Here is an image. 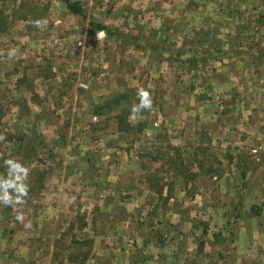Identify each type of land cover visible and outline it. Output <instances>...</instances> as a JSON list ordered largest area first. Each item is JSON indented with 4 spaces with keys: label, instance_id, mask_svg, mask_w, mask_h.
Instances as JSON below:
<instances>
[{
    "label": "rangeland",
    "instance_id": "1",
    "mask_svg": "<svg viewBox=\"0 0 264 264\" xmlns=\"http://www.w3.org/2000/svg\"><path fill=\"white\" fill-rule=\"evenodd\" d=\"M67 1L81 14L64 0H0V160L29 170L25 202L0 203V264H91L94 215L108 219L97 230H228V241L232 230H264V121H256L264 96L256 98L250 74L237 75V43L219 44L220 29L207 20H240L245 67L256 69V49L264 62V0H178L197 26L186 42L178 34L156 41L140 22L148 12L112 9L114 0ZM141 89L152 107L133 115ZM122 95L136 130L118 123ZM172 147L198 180L171 178L167 160L151 156H175ZM203 153L205 169L213 163L217 173L198 170L192 159ZM4 162L0 179L9 175ZM106 171L124 180L123 194L107 204L115 219L101 199L115 190L99 181ZM167 235L156 238L169 251ZM178 237L181 245L184 231Z\"/></svg>",
    "mask_w": 264,
    "mask_h": 264
},
{
    "label": "crops",
    "instance_id": "2",
    "mask_svg": "<svg viewBox=\"0 0 264 264\" xmlns=\"http://www.w3.org/2000/svg\"><path fill=\"white\" fill-rule=\"evenodd\" d=\"M119 1L121 3L114 0V2L110 4V8L119 9L123 7L127 11L142 10L148 12V19H140V22L150 26L152 29L150 35L156 39V41L160 39V36L163 37L165 35L171 39L173 35L177 36L178 34L181 40L186 42L187 39L190 40V35H194L195 27L197 26L193 21L188 19L185 13L189 8L187 5L180 4L178 0H142L141 2L132 0L128 3V0ZM137 2L139 4L138 6H136ZM210 5L213 7L214 4L210 3ZM210 8V6L207 7V9ZM224 9L225 6L222 4L221 6H216L214 11L216 12L217 10V12L221 14ZM208 17L207 14V20L212 24L211 26L220 29L222 41L219 42V44L228 43L232 45V43H237V46H233L235 52L230 54L231 59H234L236 66H238L239 72L237 75L242 79L244 75L250 74V80L253 86H255L253 91H256V98L264 96V62H262L260 58V53L262 51L256 49V69L250 67L246 68L241 45L244 43V35L241 32L242 27H240L239 24L241 21L233 17L232 19L234 20L232 21L234 22L231 20V22H227L223 16H218V14L217 16L214 14V16ZM217 17L226 22L221 25ZM205 20L206 15L201 19L200 23L205 25ZM164 21L169 23H164ZM203 28L206 29L205 26H203ZM212 33V31L208 30L206 32L207 37ZM218 56L221 58L224 57L223 53H220ZM222 67H225V65ZM245 70L246 73L243 74L242 71ZM256 72H258L257 76ZM242 83L243 82H240V85ZM247 101L248 100L245 102L246 106ZM252 101L253 100H250V103ZM256 103H258V101ZM257 105L261 108L257 107L256 121H264L263 116L260 118V114L262 115L264 112V104L258 103ZM229 120L234 122V119ZM251 123L253 124L254 122ZM99 181L108 182L107 184H110L109 186L112 188L115 187V190L111 189V191L105 192L103 196H101V199L103 198L106 200L104 202H107L105 211L109 212V216H114L116 214V208H112V206L110 208L107 204L112 201V198H115L116 193L119 195L123 194L120 193V191H124L122 188L124 180L118 178L113 180L108 174V171H106L100 175ZM99 186L100 183L96 181L94 187L97 188ZM117 187L118 189H116ZM111 193L113 197L110 195ZM135 194L143 195L144 191H137ZM97 195L98 194L94 193V201H99ZM128 197L129 196H126V198ZM164 197L166 196L164 195ZM130 199L131 197L128 198V200ZM257 199L259 200V198ZM122 201V204H124L126 199L122 198ZM128 215L127 212V216ZM261 218L263 220L262 223H264V215H262ZM106 220L108 222L107 216L101 221L100 217H95L94 215V230H87L90 237L94 240L95 246L94 259L92 258V260H90L91 264H264V230H232L231 232H234V234L230 235L232 239H229V241L228 238H224V233L228 230H225V232L224 230H172L169 235H167L168 232L164 230H97ZM179 231H184L185 233V241H183L181 245L178 237ZM176 232L178 233L174 236ZM158 235H163L164 237L167 235L170 238L173 237L172 248H169V251H167L166 247H162L159 244L160 238H156ZM156 239H158V241ZM154 251H158V254H154Z\"/></svg>",
    "mask_w": 264,
    "mask_h": 264
},
{
    "label": "trees",
    "instance_id": "3",
    "mask_svg": "<svg viewBox=\"0 0 264 264\" xmlns=\"http://www.w3.org/2000/svg\"><path fill=\"white\" fill-rule=\"evenodd\" d=\"M64 1L68 5V9L70 11H72L75 14H81L79 10H77L74 6L70 5L69 1H67V0H64ZM98 29L105 30L106 28L99 27ZM107 31H108V29H107ZM121 98L124 101V105L122 106L123 107V109H122L123 112H121V115L117 118L118 119V123H119V125L121 127L126 126V128L129 129V130H136L135 127L126 124V122H127L126 116L129 115V114L126 115V112H128V107L130 106V100H129L128 96H126V95H122ZM0 113H1V111H0ZM1 115L2 114H0V117H1ZM143 128H144V126L142 124H138L137 129L140 132L143 130ZM1 145H2V143H1ZM1 145H0V147H1ZM172 150L175 151V156H170L168 152H163L161 150L160 151H156V153H154L151 156H152V158H154L156 160H158V158L162 159L164 161L167 160V164L166 165L163 164L162 167H166V166L169 167L168 168V172H169L168 174H170L171 178L177 179L178 177H183L185 179H189V180H192V181L198 180L199 175L191 172V170H190L193 167L192 161L190 162L189 160H187V162H186L185 160H183L182 154L180 153L178 148L172 147ZM168 155H169V157L167 158ZM202 155L204 156L203 158H202V156H201V158H198V156L194 155L193 159H192V160L196 161L197 167L199 168L198 170H202L204 175L217 173V171H215L213 168H211V166L214 165L213 163H211L209 169H207V170L205 169V167H206L205 163H207L206 162L207 155L205 153H203ZM3 162H4V159H1L0 160V174L3 171V168H5ZM1 166L3 168H1ZM150 180L153 181L152 179H150ZM158 180L159 181H163L161 178H159ZM166 186H169V185L164 184L161 187H159V186L157 187V188H160L159 190L157 189L158 192H159L158 194L160 196L163 195L164 189L166 188Z\"/></svg>",
    "mask_w": 264,
    "mask_h": 264
},
{
    "label": "clouds",
    "instance_id": "4",
    "mask_svg": "<svg viewBox=\"0 0 264 264\" xmlns=\"http://www.w3.org/2000/svg\"><path fill=\"white\" fill-rule=\"evenodd\" d=\"M137 95L139 103L132 107L133 115L148 111L152 107V100L147 91L141 89ZM4 163L7 166L9 175L7 179H0V203L4 205L23 204L25 202L24 198L28 195V185L25 181L29 170L25 165L14 159H8ZM10 189L12 190L11 193L9 192Z\"/></svg>",
    "mask_w": 264,
    "mask_h": 264
}]
</instances>
